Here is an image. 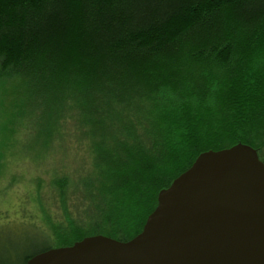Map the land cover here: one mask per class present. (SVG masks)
Segmentation results:
<instances>
[{
	"label": "trees",
	"instance_id": "16d2710c",
	"mask_svg": "<svg viewBox=\"0 0 264 264\" xmlns=\"http://www.w3.org/2000/svg\"><path fill=\"white\" fill-rule=\"evenodd\" d=\"M0 78L23 86L29 158L51 164L26 237L43 242L0 264L131 239L204 151L242 143L264 162V0H0Z\"/></svg>",
	"mask_w": 264,
	"mask_h": 264
},
{
	"label": "water",
	"instance_id": "95a60500",
	"mask_svg": "<svg viewBox=\"0 0 264 264\" xmlns=\"http://www.w3.org/2000/svg\"><path fill=\"white\" fill-rule=\"evenodd\" d=\"M25 264H264V162L242 143L204 151L131 239L90 235Z\"/></svg>",
	"mask_w": 264,
	"mask_h": 264
},
{
	"label": "rangeland",
	"instance_id": "374dc122",
	"mask_svg": "<svg viewBox=\"0 0 264 264\" xmlns=\"http://www.w3.org/2000/svg\"><path fill=\"white\" fill-rule=\"evenodd\" d=\"M15 81L0 78V125L6 124L4 133L7 135L5 145L0 147L4 155L1 161L5 159V164L0 167V258L7 254L5 250L11 245H19V253H22L33 251L34 247H39L43 242L38 238L26 240V237L33 235L35 227H31V224L41 223L33 201L34 184L38 178L41 188L44 192L47 190L44 186L49 179L48 167L51 165L49 160L43 158H29L23 145L27 140L25 130L29 118L25 113H18L17 105L28 108V100L23 94V86ZM60 152L62 150L57 149L50 157L51 160L54 159V167L61 165L62 156L69 158L67 166L74 164L72 158L75 157V151L72 148L62 153L63 155ZM13 259L20 260L17 256Z\"/></svg>",
	"mask_w": 264,
	"mask_h": 264
}]
</instances>
